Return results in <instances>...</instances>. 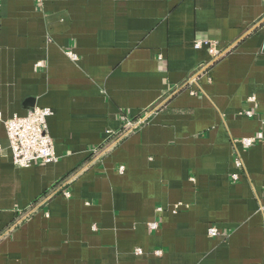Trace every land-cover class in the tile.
<instances>
[{
  "label": "crops",
  "instance_id": "0c3cea01",
  "mask_svg": "<svg viewBox=\"0 0 264 264\" xmlns=\"http://www.w3.org/2000/svg\"><path fill=\"white\" fill-rule=\"evenodd\" d=\"M32 107L59 159L21 167ZM0 113V264H264V0H0Z\"/></svg>",
  "mask_w": 264,
  "mask_h": 264
},
{
  "label": "built area",
  "instance_id": "2783aa9c",
  "mask_svg": "<svg viewBox=\"0 0 264 264\" xmlns=\"http://www.w3.org/2000/svg\"><path fill=\"white\" fill-rule=\"evenodd\" d=\"M203 46L207 47L213 59L218 58L222 53L220 50H218L217 42L214 40L202 39L194 43L195 48H201ZM69 54L73 59H77L76 54L73 52H69ZM37 65L42 66V63L39 62ZM250 99L255 100V97H251ZM158 108L159 106H154L135 119L124 114L122 116L124 124L122 130L119 132L111 129L107 130L103 143L95 154H104L123 137L129 135L134 130L148 123ZM52 114L53 109L50 107H32L25 115L15 114L12 117L4 120L9 146L12 150V159L15 165L27 167L30 166L35 160H41L45 163L58 161L59 157L55 151L54 141L48 128V117ZM246 114L253 116L252 111H247ZM263 138V133L258 132L255 136L243 138L241 143L243 145H252ZM235 163L239 170L242 169L241 167L243 166V162L239 157L236 158ZM120 170L123 171L124 166H121ZM239 177V172L232 174V178L234 180H238ZM65 193L66 195H70L69 191H66ZM149 227L153 230H156L158 229V223L155 221L150 222ZM208 233L210 236L214 237L220 234L218 228L215 226H211L208 230ZM136 253L142 254L143 249L137 248ZM160 253L161 251L157 252V254Z\"/></svg>",
  "mask_w": 264,
  "mask_h": 264
}]
</instances>
